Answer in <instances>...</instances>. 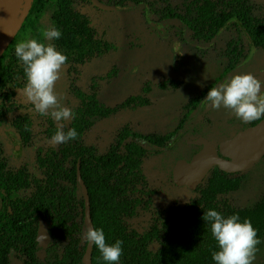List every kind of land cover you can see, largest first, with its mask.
<instances>
[{
	"label": "trees",
	"instance_id": "16d2710c",
	"mask_svg": "<svg viewBox=\"0 0 264 264\" xmlns=\"http://www.w3.org/2000/svg\"><path fill=\"white\" fill-rule=\"evenodd\" d=\"M82 0H32L20 27L0 53V120L14 113L16 91L24 89L26 76L23 62L15 55V47L22 40L36 39L51 43L68 57L69 72L78 74V67L104 56L111 45L92 27L88 17L76 6ZM141 5L143 0H133ZM123 1H120V5ZM195 16H176L195 38L218 39L222 30L236 21L242 22L258 46L264 47V17H257L247 0H194ZM55 27L61 31L59 39L47 40L44 33ZM231 60V57H229ZM77 117L69 127L75 128L77 139L63 144L59 153L39 156L35 173L26 169L6 171L0 161V199L8 195V204L0 207V264H13L12 257L23 264H38V218L44 217L51 227L53 242L64 244L62 255L48 264H83L87 242L82 246L81 234L84 200L79 201L77 168L88 190L94 228L103 229L106 243L122 241V255L115 264H216L212 253L219 250L211 228L202 217L209 209H216L225 217L238 214L240 222L250 219L257 230L258 252L254 262L264 260V195L250 207L236 208L223 196L241 188V178H230L216 169L200 186L198 197L184 205L173 206L160 228L138 233L128 224L136 211L149 206L147 181L142 165L147 150L141 143L164 146L158 136L135 134L125 128L116 146L99 155L84 145L83 137L93 126L95 117L107 118L117 108L100 104L96 94L80 96ZM138 98L128 99L122 107L137 106ZM13 126L24 140H30L29 124L21 116H14ZM180 160V157H176ZM264 159L258 163L261 165ZM38 177V180L35 177ZM28 194L26 195V193ZM80 209L82 211L80 212ZM159 243L157 251L150 250ZM92 264L104 261L99 249L93 246Z\"/></svg>",
	"mask_w": 264,
	"mask_h": 264
},
{
	"label": "rangeland",
	"instance_id": "374dc122",
	"mask_svg": "<svg viewBox=\"0 0 264 264\" xmlns=\"http://www.w3.org/2000/svg\"><path fill=\"white\" fill-rule=\"evenodd\" d=\"M24 1L26 13L31 0ZM101 1L118 5L121 0ZM122 1V6L127 9L118 12L97 9L90 0L79 1L76 8L88 17L98 35L111 45V51L78 67V74L70 73L68 66H62L54 91L59 103L72 110L74 118L77 117V110L81 105V95L96 94L101 105L117 108L116 112L107 118H93L92 128L83 137L84 145L95 149L99 155H105L112 146L118 144L120 134L125 128L135 134L158 136L166 145L174 142L182 133V137L172 148L162 152L141 143L148 152L143 161L142 174L147 181V194L151 198V206L144 205L139 208L128 220V224L138 233L144 234L152 228H160L166 213L173 206H182L199 196V193L187 187L176 186L172 180L175 158L179 155L189 156L194 150L186 141L204 135L218 143L225 136L219 131L225 123L244 124L231 110L214 109L211 105L191 121L193 110L187 103L193 94L196 96L204 85L207 86V78L196 77L198 72L224 70L229 44L240 45L244 50V59L249 54V46L246 37L234 24L223 31L216 41L195 38L191 31H187L171 16L187 15L194 9L193 0H143L141 5L133 0ZM247 1L254 8L257 17H264V0ZM147 12L152 21L161 24L167 30L165 36L147 22ZM177 42L183 44L185 51L183 50L184 56L178 70L182 73L174 75L173 49ZM242 70L264 81V78L260 77V72H256L264 70V50L259 49L253 60L242 66ZM166 76L173 78V88L165 81ZM133 97L139 99L137 106L122 107ZM33 108L23 94V89L17 90L14 113L0 122V143L5 151L4 159L12 169L24 167L33 172L38 153L48 155L59 153L63 144H54L51 138L58 128L65 129L74 120L73 118L58 122L51 116L35 113ZM14 116L27 119L32 125L33 135L29 144H24L21 160L13 164L11 150L2 133L15 131L12 126ZM238 178L242 179L241 188L222 197L232 206L250 207L263 197L264 163L257 164ZM35 179L38 180V177ZM77 195L79 201L84 200L80 187ZM80 221H83L81 234L83 246L87 242L84 238L86 233L84 217L80 216ZM54 242L50 248L39 247L38 264L53 263L62 255L64 244L55 240ZM158 248L159 243L155 242L150 250L157 251ZM12 262L23 264V260L17 257H12ZM253 264H264V260L261 263L253 261Z\"/></svg>",
	"mask_w": 264,
	"mask_h": 264
},
{
	"label": "clouds",
	"instance_id": "9594fccd",
	"mask_svg": "<svg viewBox=\"0 0 264 264\" xmlns=\"http://www.w3.org/2000/svg\"><path fill=\"white\" fill-rule=\"evenodd\" d=\"M61 31L50 27L44 33L47 40L59 39ZM16 57L23 62L26 84L23 94L34 106L33 111L40 115L51 116L56 121L74 118L68 107L59 103L54 91L55 83L60 78L62 66L68 57L58 51L51 43L38 42L36 39L22 40L15 47ZM262 84L251 73H237L219 86L209 89L205 101L214 109L231 110L244 123L264 117V91ZM75 128L65 131L58 128L51 138L54 144H67L77 139ZM202 219L211 228L219 250L212 253L216 264H253L258 252L257 230L250 219L240 222L238 214L225 217L212 208L204 212ZM84 238L94 244L102 254L104 261L115 264L122 255V241L106 243L103 229L89 227Z\"/></svg>",
	"mask_w": 264,
	"mask_h": 264
},
{
	"label": "water",
	"instance_id": "95a60500",
	"mask_svg": "<svg viewBox=\"0 0 264 264\" xmlns=\"http://www.w3.org/2000/svg\"><path fill=\"white\" fill-rule=\"evenodd\" d=\"M5 1L6 0H0V17ZM31 2L32 0L30 1L28 9L31 5ZM91 2L95 7L103 11L115 12L121 9H127L126 7L121 8L120 6L105 4L101 0H91ZM28 9L26 13L23 14L22 21L28 12ZM147 19L150 25L158 26L160 29H162L160 25L150 20L148 14ZM238 24L241 30L246 35L252 47L250 53L251 57L256 51V45L244 25L239 21ZM16 31L13 33L11 38L14 36ZM7 44L3 47V49L7 46ZM3 49L0 50V53L3 51ZM174 54L175 69H178L183 55L181 43L177 42L175 44ZM7 135L14 147V157L17 160L23 154L21 142L17 139L15 133L8 132ZM190 143L197 146H202L203 148L192 158L190 162H187L185 160L178 161L174 166L172 177L174 183L177 186H187L191 190H197L199 185L203 184V182L215 167H218L221 171L227 174H239L249 171L250 169L255 167L262 159H264V119H262L257 125L238 133L233 139L220 144L219 150L221 154L224 157L229 158V160L221 158L216 147L205 138H199ZM77 180L84 195V222L85 229L87 231L89 227L94 228V225L91 218L88 190L82 179L79 166L77 168ZM51 242L52 236L49 233L48 224L45 220L40 219L37 233V243L39 244V247L45 249L49 247ZM93 246L94 244L88 242L86 251L83 256V264H92Z\"/></svg>",
	"mask_w": 264,
	"mask_h": 264
},
{
	"label": "flooded vegetation",
	"instance_id": "af4514ba",
	"mask_svg": "<svg viewBox=\"0 0 264 264\" xmlns=\"http://www.w3.org/2000/svg\"><path fill=\"white\" fill-rule=\"evenodd\" d=\"M194 1V0H193ZM90 2H91V0H90ZM103 2V1H102ZM92 3V2H91ZM104 3V2H103ZM105 4H107V3H105ZM93 5V4H92ZM108 5H111V4H108ZM94 6V5H93ZM113 6H120L121 8H124V6H122V5H120V2H119V4L118 5H113ZM194 6V5H193ZM251 6V5H250ZM95 7V6H94ZM252 7V6H251ZM97 8V7H96ZM253 8V7H252ZM98 9V8H97ZM195 6H194V9L193 10H191V11H189V12H192V16H195ZM101 10V9H100ZM121 10H123V9H121ZM121 10H119V11H121ZM106 12H110V11H106ZM115 12H118V11H115ZM253 12H254V8H253ZM147 14H148V12H147ZM147 14H146V20H147V22H148V19H147ZM189 14V13H188ZM187 14V15H188ZM149 15V14H148ZM172 17H174L173 19L175 20L176 19V16H178L177 14H173V15H171ZM181 16V15H180ZM184 16H186V15H184ZM150 18V17H149ZM151 20V19H150ZM152 21V20H151ZM236 21V24H237V26L234 24V23H231V24H234L235 26H236V28H238L239 29V31L246 37V35L244 34V32L241 30V28H240V26H239V24H238V21L239 20H235ZM154 22V21H153ZM240 22V21H239ZM149 23V22H148ZM156 24H158V25H160L161 27H162V29H160L158 26H152V27H155V28H157L164 36H165V34L167 33V30H165L164 28H163V26L161 25V24H159V23H157V22H155ZM242 23V22H241ZM230 24V25H231ZM243 24V23H242ZM229 25V26H230ZM244 25V24H243ZM244 27H245V25H244ZM246 28V27H245ZM228 29V27L227 28H225V29H223L222 30V33H223V31H225V30H227ZM247 29V28H246ZM187 31H189L188 29H186ZM247 31H248V29H247ZM249 32V31H248ZM221 33V34H222ZM250 34V33H249ZM252 37V36H251ZM198 39V38H197ZM253 39V38H252ZM202 40H210V39H206V38H202ZM212 40H217V39H212ZM246 40H247V43H248V46H249V54H248V56L244 59V50H243V48L240 46V45H230L229 44V46H228V48H227V52H226V56H225V64H226V68L224 69V70H221V69H219V70H213L212 72H198L197 73V75H196V77H200V79H206V82H207V86H205L204 85V88H202V90H200L199 92H198V94L195 96L194 94L191 96V98L189 99V101H188V103H187V106L190 108V109H192L193 110V116L191 117V121H194L198 116H197V114H199L203 109H205L206 107H208V106H210L206 101H205V97H206V94H207V92L209 91V89L211 88V87H214V86H216L217 84H219V83H222V82H224L225 80H227V79H230L232 76H234L235 74H237V73H246V72H243V70H242V66H244L245 64H249V62H251V60H253V58H254V56H255V54L258 52V50L259 49H262V50H264V47H261V46H258L257 44H256V42L254 41V43H255V45H256V51H255V53L250 57V53H251V49H252V47H251V45H250V43H249V41H248V39H247V37H246ZM183 50H184V46H183V44H182V52H183ZM173 51H174V49H173ZM185 51V50H184ZM173 54H174V52H173ZM183 56L184 55H182V58H183ZM229 57H231V60L229 59ZM175 54L173 55V68H174V75H176V74H180V73H182V72H178V70H179V68H180V65H179V68L178 69H175ZM181 61H182V59H181ZM181 61H180V63H181ZM256 72H260V77H262V78H264V70H261V71H256ZM257 79H259V78H257ZM197 80H199V78L197 79ZM260 81H263L262 79H259ZM165 81L167 82V84H168V86L169 87H171V88H173L174 87V80H173V78L172 77H167L166 76V78H165ZM182 81H184V79H182ZM189 83H192L191 81H189ZM197 83H199V82H197ZM176 85V84H175ZM198 86H200V85H198ZM178 88V87H177ZM262 89H263V91H264V84H262ZM177 91L179 90V89H176ZM262 95H264V93H262ZM10 115V114H9ZM4 119V118H3ZM3 119H1L0 120V122L3 120ZM262 119H264V117H261L260 119H258V120H255V121H252V122H249V123H244V124H242V125H236L235 123H230V124H228V123H225L224 124V126H223V128H221V129H219V131H221L222 133H224L225 134V136H224V138L221 140V141H219L218 143H216V142H214L211 138H207L206 136H204V135H199L196 139H193V140H187L186 141V144L187 145H189V146H191L192 148H194V150L192 151V153L189 155V156H181V155H179V156H177V157H180V160H185V161H187V162H190L191 160H192V158L197 154V153H199L201 150H202V146H197V145H195V144H192V143H190V142H192V141H195V140H197V139H199V138H205V139H207L210 143H212L215 147H216V149H217V151H218V154H219V156L221 157V158H223V159H225V160H229V158H226V157H224L222 154H221V152H220V150H219V148H220V144L221 143H223V142H226V141H229V140H231V139H233L238 133H240V132H242V131H244V130H246V129H249V128H251V127H253V126H255V125H257ZM13 121H14V119H13ZM26 121H27V123L29 124V132H30V140L29 141H26V140H24L23 139V137L21 136V134H20V132L18 131V129L16 128V127H14L13 126V122H12V126H13V128H14V130L15 131H11L12 133H15V135H16V137H17V139L21 142V146H22V149H23V154H24V144L26 143V144H29V142L32 140V132H31V130H32V125L29 123V121L26 119ZM225 129V130H224ZM8 132H10V131H6V132H4V133H2V135L4 136V138L7 140V144H8V146H9V149L11 150V158H12V161H13V164L14 163H17V162H19L20 160H21V158H22V156H23V154L21 155V157L19 158V159H15V157H14V147H13V145H12V143H11V141H10V139L8 138V135H7V133ZM182 137V133L178 136V138L174 141V142H172L171 144H169V145H166L165 143V145L164 146H157L156 144H154V143H144V144H146V145H148L150 148H153V149H155V150H157L158 152H162V151H166V150H169L170 148H172L176 143H177V141L180 139ZM4 154H5V151H4V148H3V145L0 143V161H2V163H3V165H4V168H5V170L6 171H14V172H18L19 170H21V169H26V168H24V167H21V168H16V169H12L11 168V166L10 165H8V163H7V161L4 159ZM43 155H45V154H41V153H38L37 154V156H36V165H34V167H33V172H31L32 174L33 173H35V171H37V167H38V158H39V156H43ZM180 160H176L175 161V164L178 162V161H180ZM263 160V159H262ZM261 160V161H262ZM260 161V162H261ZM259 162V163H260ZM175 166V165H174ZM173 169H174V167H173ZM173 169H172V172H173ZM216 169H219L218 167H215L212 171H214V170H216ZM27 171H26V173H28V169H26ZM220 170V169H219ZM212 171H211V173H212ZM221 171V170H220ZM30 172V171H29ZM223 172V171H222ZM211 173L209 174V175H211ZM242 173H235V174H228L229 176H230V178H238V176L239 175H241ZM209 177V176H208ZM208 177L206 178V180L208 179ZM172 180H173V177H172ZM205 180V181H206ZM205 181L203 182V184H201V185H199V187L200 186H202V185H204V183H205ZM173 183H174V181H173ZM175 184V183H174ZM176 185V184H175ZM177 186V185H176ZM179 187H187V186H179ZM198 187V188H199ZM187 188H189V187H187ZM198 188H197V190H198ZM190 189V188H189ZM191 190V189H190ZM197 190H192V191H194V192H196ZM8 195L7 194H4V199H0V207L1 206H4V205H7L8 203ZM149 206H151V203L149 202ZM84 218H85V215H84ZM40 219H43V220H45L46 222H47V224H48V229H49V233L51 234V236H52V242H53V235H52V233H51V227H50V225H49V222L44 218V217H40V218H38V221L40 220ZM84 224H85V222H84ZM38 228H39V222H38V225H37V233H38ZM36 240H37V238H36ZM52 242L50 243V244H52ZM88 244V243H87ZM38 246H39V244H38ZM50 246V245H49ZM41 248V247H40ZM47 248H49V247H47ZM47 248H45V249H47Z\"/></svg>",
	"mask_w": 264,
	"mask_h": 264
},
{
	"label": "bare ground",
	"instance_id": "6f19581e",
	"mask_svg": "<svg viewBox=\"0 0 264 264\" xmlns=\"http://www.w3.org/2000/svg\"><path fill=\"white\" fill-rule=\"evenodd\" d=\"M24 0H6L0 17V50L20 26L25 13Z\"/></svg>",
	"mask_w": 264,
	"mask_h": 264
}]
</instances>
